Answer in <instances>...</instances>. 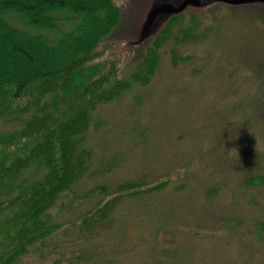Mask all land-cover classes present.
I'll list each match as a JSON object with an SVG mask.
<instances>
[{
	"label": "rangeland",
	"instance_id": "obj_1",
	"mask_svg": "<svg viewBox=\"0 0 264 264\" xmlns=\"http://www.w3.org/2000/svg\"><path fill=\"white\" fill-rule=\"evenodd\" d=\"M184 1H117L119 25L100 50L117 60L118 79H129L161 36L168 43L151 84L133 83L92 113L81 145L92 158L71 193L158 189L125 198L86 236L58 232L50 243L64 245L56 254L64 264H264V5L189 6L179 17L161 16L158 31L140 43L155 7ZM55 18L63 32L82 22L68 12ZM5 66L40 69L0 54L1 75ZM21 128L0 121V133ZM118 158L113 171L92 176ZM43 174L32 167L24 183ZM71 199L52 223L75 221L102 202L100 195L79 206Z\"/></svg>",
	"mask_w": 264,
	"mask_h": 264
},
{
	"label": "trees",
	"instance_id": "obj_2",
	"mask_svg": "<svg viewBox=\"0 0 264 264\" xmlns=\"http://www.w3.org/2000/svg\"><path fill=\"white\" fill-rule=\"evenodd\" d=\"M117 1L0 0V54L28 68L40 66H5L0 74V121L22 125L0 133V264H31L32 257L45 261L37 264H64V256H56L64 245L50 243L58 232L80 229L86 236L125 198L158 189L125 184L113 196L105 188L83 196L71 193L92 158L90 151L81 149L92 113L98 105L120 98L133 83L151 84L161 49L168 43L169 35L161 36L132 76L118 79L117 60L106 59L100 50L119 25ZM57 12L81 17L82 22L74 31L63 32L56 26ZM121 161L109 162L92 176L110 173ZM32 167L44 174L25 184ZM96 195L102 202L93 211L66 224L52 223L69 209L71 198L79 206Z\"/></svg>",
	"mask_w": 264,
	"mask_h": 264
},
{
	"label": "water",
	"instance_id": "obj_3",
	"mask_svg": "<svg viewBox=\"0 0 264 264\" xmlns=\"http://www.w3.org/2000/svg\"><path fill=\"white\" fill-rule=\"evenodd\" d=\"M213 3H226L229 5H242L251 3H263L264 0H185L180 6H174L171 3H162L155 7L148 15L145 25L143 27L140 43L144 42L149 36L150 29L155 26L156 22L161 16L176 15L184 12L189 6L206 7Z\"/></svg>",
	"mask_w": 264,
	"mask_h": 264
},
{
	"label": "flooded vegetation",
	"instance_id": "obj_4",
	"mask_svg": "<svg viewBox=\"0 0 264 264\" xmlns=\"http://www.w3.org/2000/svg\"><path fill=\"white\" fill-rule=\"evenodd\" d=\"M218 4H221V5H225V6H228V7H239V6H251V5H256V4H260V5H264L262 3H251V4H242V5H229V4H226V3H218ZM214 5V4H212ZM211 6V5H209ZM181 16V15H180ZM173 17V16H171ZM164 18V17H162ZM145 25V24H144ZM143 25V27H144ZM143 27H142V30H141V35H142V31H143ZM155 31V33L158 31V28H157V25L155 24V26H153L150 31H149V36ZM148 36V37H149ZM148 38H146L144 41H146Z\"/></svg>",
	"mask_w": 264,
	"mask_h": 264
},
{
	"label": "clouds",
	"instance_id": "obj_5",
	"mask_svg": "<svg viewBox=\"0 0 264 264\" xmlns=\"http://www.w3.org/2000/svg\"><path fill=\"white\" fill-rule=\"evenodd\" d=\"M231 151H235V152H236V150H235V149H233V150H231ZM231 151H230V152H231ZM236 153H237V152H236Z\"/></svg>",
	"mask_w": 264,
	"mask_h": 264
}]
</instances>
